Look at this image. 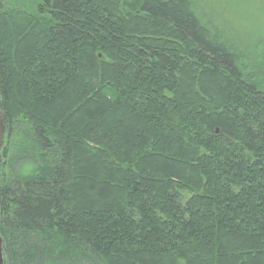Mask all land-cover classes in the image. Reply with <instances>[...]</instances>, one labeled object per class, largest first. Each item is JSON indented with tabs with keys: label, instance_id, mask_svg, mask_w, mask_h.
Listing matches in <instances>:
<instances>
[{
	"label": "trees",
	"instance_id": "trees-1",
	"mask_svg": "<svg viewBox=\"0 0 264 264\" xmlns=\"http://www.w3.org/2000/svg\"><path fill=\"white\" fill-rule=\"evenodd\" d=\"M4 2L5 264H264V6Z\"/></svg>",
	"mask_w": 264,
	"mask_h": 264
},
{
	"label": "rangeland",
	"instance_id": "rangeland-1",
	"mask_svg": "<svg viewBox=\"0 0 264 264\" xmlns=\"http://www.w3.org/2000/svg\"><path fill=\"white\" fill-rule=\"evenodd\" d=\"M6 5V2L12 3L14 5H20L23 3V0H1ZM12 1V2H10ZM211 6L220 11L222 18L231 28H234L239 35L244 38L245 31V21L251 19L255 20L258 17H261L260 8L264 6V0H206ZM264 10V7H263ZM208 11V10H207ZM209 12V11H208ZM211 13V12H209ZM212 14V13H211ZM264 18V11H263ZM246 29V28H245ZM250 41V37L247 39ZM3 150V147H2ZM2 155V151H1ZM1 164V163H0Z\"/></svg>",
	"mask_w": 264,
	"mask_h": 264
},
{
	"label": "water",
	"instance_id": "water-1",
	"mask_svg": "<svg viewBox=\"0 0 264 264\" xmlns=\"http://www.w3.org/2000/svg\"><path fill=\"white\" fill-rule=\"evenodd\" d=\"M1 98V96H0ZM1 102V100H0ZM3 135H4V117H3V113L1 111L0 108V163L2 160V155H1V151H2V147H3ZM0 205H1V195H0ZM0 264H5V256H4V252H3V240L0 236Z\"/></svg>",
	"mask_w": 264,
	"mask_h": 264
}]
</instances>
